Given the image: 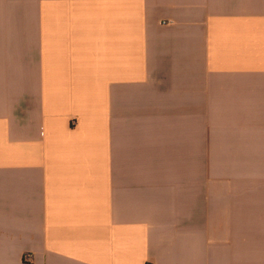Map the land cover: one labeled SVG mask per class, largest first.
<instances>
[{"label":"crops","instance_id":"crops-1","mask_svg":"<svg viewBox=\"0 0 264 264\" xmlns=\"http://www.w3.org/2000/svg\"><path fill=\"white\" fill-rule=\"evenodd\" d=\"M0 264H264V0H0Z\"/></svg>","mask_w":264,"mask_h":264},{"label":"rangeland","instance_id":"rangeland-1","mask_svg":"<svg viewBox=\"0 0 264 264\" xmlns=\"http://www.w3.org/2000/svg\"><path fill=\"white\" fill-rule=\"evenodd\" d=\"M192 165H193V167H200V165H201V160H200V159H197V158H194V159L192 160Z\"/></svg>","mask_w":264,"mask_h":264}]
</instances>
